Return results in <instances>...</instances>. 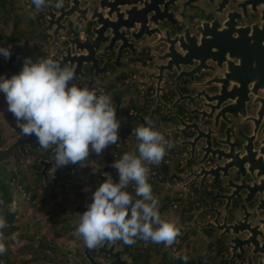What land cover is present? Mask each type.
Returning a JSON list of instances; mask_svg holds the SVG:
<instances>
[{
  "label": "flooded vegetation",
  "instance_id": "flooded-vegetation-1",
  "mask_svg": "<svg viewBox=\"0 0 264 264\" xmlns=\"http://www.w3.org/2000/svg\"><path fill=\"white\" fill-rule=\"evenodd\" d=\"M185 2L186 0H117L112 3V21L117 20V15L122 20L125 18V13L131 10L138 15L142 26H132L133 28L127 31L126 35H119L120 37L129 38L133 32L137 34L140 28H143L140 35L157 28V32L164 35L162 38H166L167 30L170 31L171 37H174L182 34V30L187 27L181 16ZM193 2H195L193 6L197 9H188L186 15L189 21L190 16H194L193 20L201 24L205 22L211 24L217 20L216 26L219 31L233 27V24L235 28L243 29L238 47L232 42L223 43L230 53L240 54V58L233 59V63L230 64V69L235 76L237 74V77L228 81L221 89L218 83L209 84V82L215 77H223L228 71V63H222L219 67L208 61L199 76L188 73L191 69L183 68L182 72H186L187 75L180 78L179 82H176L179 74L169 76L166 81L164 79L162 88L166 91L160 92L162 104L168 106L175 104L180 97L179 91L189 98L200 93L202 100L197 102V108L187 107L186 102L181 101L177 105V111L170 109L165 111L164 106H157L156 82L148 86L138 85L134 92L125 88L133 83L148 82L145 73H128V70L147 69L153 73L152 53L156 51L164 54L169 49L168 44L163 41L154 48L152 44L160 37L154 39L145 37L133 43L134 47L131 49L124 50L120 57H118L120 45L112 49V56L104 55L103 51H100L101 66L105 61L112 62V65L109 64L108 72L95 78L92 69L86 67L84 73L87 77L81 78L82 76L79 75L77 82L80 87L91 88L99 94L112 97L117 108V119L121 122L118 131L120 139L116 145H109L99 155L90 150L83 164L69 163L56 168L53 174L52 168L55 163L52 159L53 149L40 148L35 135H32V138L38 145L23 143L27 137L20 130H16L15 119L7 110L4 94L0 93V150H7L17 144L10 163H6V166L2 161L0 163V201L5 208L1 216L10 223L7 227H14L11 233L17 240L20 238L26 240L28 246L32 248V253L38 255L41 264H219L220 260L226 257L227 253L219 251L218 246L207 247L203 240H196L197 230L184 231L182 228L194 224L196 215L193 213L202 212L204 204H208L212 194L220 188L214 186L213 180L209 178L205 182L202 194L201 180L194 176L200 171V165L195 161L190 163L188 150L183 151L179 145L190 140L191 134L186 138L175 135V142L172 143L173 139L166 131L174 128V122L169 120L171 116L179 114L187 122H195L197 118L188 112L195 109L210 112L203 100L223 91L228 97H234L237 101L232 111L239 114V117L229 119L226 123L217 121L218 132H227L229 137L232 136L224 139L232 144L233 153L243 157L247 152L250 155L264 147V144L262 145L264 39L260 38V31L264 28V0H195ZM124 4L132 5L128 7ZM164 8L166 12L163 14ZM152 10L157 14L154 20L164 18L171 22L161 23L159 27H155L150 22ZM58 11L59 9L54 6L37 10L31 0H0V47H10L11 51L8 58L0 54V76L10 78L18 74L26 58L36 62L44 56L53 58L63 54L58 49V45L55 48L49 46L52 37L48 30V16L43 15L44 12L53 15ZM227 21L229 23H226ZM71 27L80 30L81 39L88 36L91 29V25L86 26L84 22L71 24ZM191 28L192 31L195 30L192 25ZM65 39L66 37L62 38ZM200 43H202L200 39H197L193 44L185 43V46L195 50ZM214 51L211 47L205 48L206 54L203 53L204 56H201L203 59L208 56L213 57ZM227 57L229 58V54ZM237 65L238 69H236ZM193 78L195 81L192 82ZM196 84L205 86L194 89ZM246 96L247 99L244 101ZM216 116L215 110L211 115L206 114V117L211 119ZM146 117L154 122L155 130L161 132L172 144L171 148H166V155L159 165H148L150 168L148 182L152 186L153 195L159 200L161 216L175 222L180 235L171 246L137 239L131 246L118 240L89 249L82 238L75 235L79 213H83L91 203L93 193L106 179L105 173L110 174L114 182L119 181L118 170L112 166L113 162L120 159L125 152L135 148L137 140L133 129L139 125L147 126ZM207 124L212 127L215 123L212 121ZM246 145L248 146L245 150ZM222 149L227 150L226 147ZM259 155L250 156L251 159L247 160L257 164ZM214 164L215 162L211 160L205 166L209 168ZM253 170L254 178L248 175L244 180L248 184H259L260 179H257L256 175H264L262 169L253 164ZM233 179L236 180L234 177ZM187 185L189 186L186 187ZM134 188L135 185L130 184L126 191L135 198ZM179 255L183 258H179ZM184 257L187 259L185 260Z\"/></svg>",
  "mask_w": 264,
  "mask_h": 264
},
{
  "label": "water",
  "instance_id": "water-1",
  "mask_svg": "<svg viewBox=\"0 0 264 264\" xmlns=\"http://www.w3.org/2000/svg\"><path fill=\"white\" fill-rule=\"evenodd\" d=\"M117 0H64V6L59 9L58 12L51 15L49 12H44L43 15L48 16L47 22L49 23L48 30L52 37L50 47H56L63 52L53 58L59 62L62 66H67L74 69L76 80L73 83H77V77H87L84 73L86 67H90L94 72L95 78L104 75L108 72L109 64L112 62L105 61L101 66L102 59L99 58L100 51H103L104 55L112 56V49L118 47V57L126 49L134 47L133 43L140 41L142 38H157L159 40L152 44V47L156 48L164 41L169 45V49L164 53L154 51L152 57H154V72H150L147 69H133L128 70V73H145L148 82L133 83L125 90H134L138 85L148 86L156 82V100L157 106H164V110H176L177 105L182 101L186 102V106H192L197 108L198 103L201 102L200 93L196 96H183L179 91L180 97L176 100L175 104L168 106L162 104L160 99V92L166 91L162 88L163 82H165L169 76L178 75L176 82H179L180 78L186 77V72H182L184 69H191L192 75H201L202 68L205 67L208 61L216 64L220 67L222 63H228V71L223 77H215L209 84L218 83L221 85V89L224 85H227L228 81L237 77L230 69V64L233 63V59L240 58L238 52L230 53L223 43L232 42L234 46L238 47L240 36L243 29L233 27L224 28L218 30L216 26L217 20L210 23H198L193 20L194 16H190V21L187 19L186 12L189 10H196L197 7L193 6V1L186 0L183 4L184 9L181 16L184 18V23L187 24L182 34H177L171 37L170 31L165 32L166 38H162L164 35L161 32H157V28L152 31L133 32L129 38L120 37L119 35H126L127 31H130L136 25H141L140 18L133 11H127L125 18L122 20L117 15V20L112 21V3ZM180 1V0H171ZM131 7L132 4H124ZM69 7V8H67ZM166 12V8L163 9V14ZM150 22L159 27L161 23L169 24L171 21L164 18L160 20H154L156 12L150 11ZM192 19V20H191ZM77 22H84L87 26L91 25L90 33L84 39H81L77 27H71V24ZM226 23H229L227 21ZM194 27V31H192ZM140 26V27H141ZM260 38L264 39V28L260 31ZM62 40V38H65ZM169 38V39H168ZM200 39L202 43L191 50L185 46V43L193 44L194 41ZM214 40H217L216 42ZM213 41V43H211ZM228 46V45H227ZM213 48V57L208 56L205 59V48ZM200 50V51H199ZM229 52V53H228ZM204 53V54H203ZM229 54V58L227 57ZM40 55V54H38ZM238 65L236 69H238ZM235 68V67H234ZM236 71V70H235ZM165 79V81H164ZM195 78L191 81H195ZM208 84V85H209ZM205 85L196 84L194 89H199ZM91 89V88H89ZM99 94V93H97ZM248 96V94H247ZM244 99V101L247 99ZM204 105L210 109V112L193 110L188 112L191 116H195L197 121L187 122L184 117L179 114L170 117V121L174 122V128L171 131H166L175 142V135H180L182 138H186L191 134V139L179 143L182 150H188L190 155L189 162H196L200 165V171L194 174L196 179L201 180L202 194L204 192L205 182L210 178L213 180V185L220 188L212 194L210 202L204 204L202 212L195 211L196 219L193 225L182 226L184 231L197 230L199 240H203L207 247L218 246L219 251H225L226 257L221 259L219 264H264V175L257 174L256 178L260 179L259 184H248L244 179L248 175L253 176V164L257 167L260 166L261 172L264 174V147L259 149V152H252L250 155L247 152L245 156L239 157L238 153H233L232 144L228 143L226 139L231 138L227 135V132L219 133V126L217 121L224 123L229 119H236L239 114L232 111V108L236 105L237 101L234 97H228L221 91L220 94H215L205 98ZM226 103H230L226 105ZM213 105V106H211ZM212 107V109H211ZM216 111L217 116L211 119L206 117V114L211 115L213 111ZM214 121L212 127L207 123ZM13 123V121H12ZM16 130H20L18 127ZM25 144L38 145L36 140L32 136H27L23 141ZM264 141H262V145ZM17 144L11 146L7 150H0V163H10L12 160V152L16 148ZM39 146V145H38ZM245 146V150L246 147ZM226 147L227 150L222 149ZM259 155V159L256 160L257 164L252 162L250 156ZM257 159V158H256ZM214 161L215 164L212 167H206L208 161ZM259 165V166H258ZM234 172V174H233ZM260 175L262 178H260ZM233 177L236 179L234 180ZM238 179V180H237ZM187 185L186 187H188ZM224 204V206H222ZM207 207V208H206ZM4 206L0 203V216L4 211ZM10 224L9 222H6ZM206 232V233H205ZM106 245V244H105ZM104 245V246H105ZM183 258L182 255L178 256ZM177 257V258H178Z\"/></svg>",
  "mask_w": 264,
  "mask_h": 264
},
{
  "label": "clouds",
  "instance_id": "clouds-1",
  "mask_svg": "<svg viewBox=\"0 0 264 264\" xmlns=\"http://www.w3.org/2000/svg\"><path fill=\"white\" fill-rule=\"evenodd\" d=\"M31 3L37 10L49 6L60 9L64 0ZM0 54L10 57V47H0ZM74 80V69L45 56L36 62L26 58L18 74L0 76V93L17 127L26 137L35 135L40 148L53 149V174L60 166L83 164L90 150L99 155L120 139L121 122L112 97L80 87ZM145 119L147 126L133 129L135 148L113 162L119 181L105 173L106 179L93 193L91 203L79 213L75 235L89 249L118 240L131 246L137 239L171 246L180 235L176 223L161 216L159 200L148 182V165H159L172 144L155 130L151 119ZM130 184L135 185V198L126 191ZM5 227L6 220L0 216V229ZM2 239L0 232V255L7 251Z\"/></svg>",
  "mask_w": 264,
  "mask_h": 264
},
{
  "label": "trees",
  "instance_id": "trees-1",
  "mask_svg": "<svg viewBox=\"0 0 264 264\" xmlns=\"http://www.w3.org/2000/svg\"><path fill=\"white\" fill-rule=\"evenodd\" d=\"M14 227L0 229L3 233L2 242L7 251L0 255V264H41L38 255L32 253V248L28 246L24 238L17 240L11 233ZM38 257V258H37Z\"/></svg>",
  "mask_w": 264,
  "mask_h": 264
}]
</instances>
